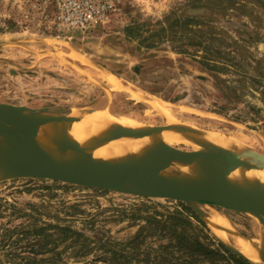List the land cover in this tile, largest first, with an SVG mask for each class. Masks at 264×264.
Instances as JSON below:
<instances>
[{
    "label": "rangeland",
    "instance_id": "rangeland-1",
    "mask_svg": "<svg viewBox=\"0 0 264 264\" xmlns=\"http://www.w3.org/2000/svg\"><path fill=\"white\" fill-rule=\"evenodd\" d=\"M100 1L111 5L107 17L86 31L67 32L50 0H0V104L60 116L91 109L165 127L147 103L155 99L180 125L243 135L253 142L250 150L264 155V0ZM136 25L140 30L128 35ZM162 29L167 32L153 38ZM206 54L219 70L202 63ZM171 147L192 151L182 142ZM179 203L194 213L221 212L251 241L264 227L250 214L216 205L19 178L0 182V264L26 258L109 264L112 250L121 251L147 217L181 210ZM35 222L55 239L61 236L57 228L82 234L88 249L69 239L31 254L37 240L23 234Z\"/></svg>",
    "mask_w": 264,
    "mask_h": 264
},
{
    "label": "water",
    "instance_id": "water-1",
    "mask_svg": "<svg viewBox=\"0 0 264 264\" xmlns=\"http://www.w3.org/2000/svg\"><path fill=\"white\" fill-rule=\"evenodd\" d=\"M30 114L38 113L22 106L0 104V148L9 145V152L4 158H0V163L10 164L6 175L0 170L5 177L0 182L19 178L48 179L144 198L173 200L188 205L206 203L250 214L264 225V198L240 184V178L250 174L253 169L250 154L247 152H193L166 147L157 154L152 163L145 165H117L97 159L72 162L62 154L49 152L45 148L43 127ZM70 117L56 115L55 118L48 119L46 124L57 126L70 120ZM131 135V132L125 133V136ZM138 137L145 138L149 135L141 134ZM210 161L226 166L215 185L198 187L169 177L185 164ZM194 210L206 223L202 211Z\"/></svg>",
    "mask_w": 264,
    "mask_h": 264
},
{
    "label": "bare ground",
    "instance_id": "bare-ground-1",
    "mask_svg": "<svg viewBox=\"0 0 264 264\" xmlns=\"http://www.w3.org/2000/svg\"><path fill=\"white\" fill-rule=\"evenodd\" d=\"M113 84L120 87L115 82ZM147 103L166 120L165 127H147L124 117L91 109H87L84 113L76 112L70 120L57 126L46 124L48 119L56 117L55 114L30 115L43 127L45 148L49 152L62 154L72 162L97 159L117 165L128 163L145 165L152 163L164 148L178 142L188 145L193 152L216 151L233 154L247 152L250 154L253 169L250 174L240 178V184L264 198V155L250 150L253 143L251 139L243 135L228 138L182 126L163 102L148 99ZM79 118L83 120L78 121ZM126 132H131L132 135L125 136ZM141 134H147L149 137H138ZM8 152L9 145L0 148V158H4ZM9 168V163H0V170L5 172V175ZM225 169L224 164L213 161L188 163L169 177L204 187L217 184ZM2 172H0V180L5 178L1 175ZM142 184L146 185V182L142 181ZM202 215L209 228L220 240L232 245L250 262L264 264V227L258 231L257 239L251 241L232 229L230 222L221 212L206 208L205 212L202 211Z\"/></svg>",
    "mask_w": 264,
    "mask_h": 264
},
{
    "label": "trees",
    "instance_id": "trees-1",
    "mask_svg": "<svg viewBox=\"0 0 264 264\" xmlns=\"http://www.w3.org/2000/svg\"><path fill=\"white\" fill-rule=\"evenodd\" d=\"M177 22L170 24L168 30L173 31ZM179 24L181 23L177 25ZM140 28L141 25H136L127 29V33L128 35L137 33ZM165 32L167 30L162 29V32L153 38L159 39ZM201 61L208 69L219 70L207 54L201 57ZM179 206L181 210L165 214L156 212L147 217L145 224L124 243L121 251L112 250L113 255L109 264H252L213 237L207 224L189 207L181 203ZM27 229L23 236L31 235L37 240V244L31 247L30 252L37 256L49 245H58L69 239H72L73 245L81 246L80 242H83L81 251L88 249L82 234L69 229L57 228L61 235L57 239L56 234H49L48 228L37 226V222ZM22 260L24 262L21 261V264L45 262L38 258Z\"/></svg>",
    "mask_w": 264,
    "mask_h": 264
},
{
    "label": "built area",
    "instance_id": "built-area-1",
    "mask_svg": "<svg viewBox=\"0 0 264 264\" xmlns=\"http://www.w3.org/2000/svg\"><path fill=\"white\" fill-rule=\"evenodd\" d=\"M58 11L59 26L64 31H86L95 22L108 16L111 5L100 0H50Z\"/></svg>",
    "mask_w": 264,
    "mask_h": 264
}]
</instances>
